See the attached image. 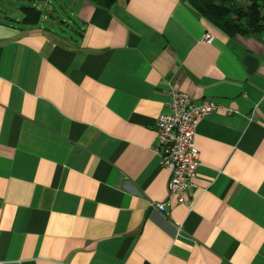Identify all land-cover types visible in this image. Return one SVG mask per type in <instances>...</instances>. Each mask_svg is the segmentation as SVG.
Segmentation results:
<instances>
[{
	"label": "crops",
	"instance_id": "obj_1",
	"mask_svg": "<svg viewBox=\"0 0 264 264\" xmlns=\"http://www.w3.org/2000/svg\"><path fill=\"white\" fill-rule=\"evenodd\" d=\"M22 1H0V264H264V32L184 0ZM169 88L232 110L198 121L183 205L153 151Z\"/></svg>",
	"mask_w": 264,
	"mask_h": 264
},
{
	"label": "built area",
	"instance_id": "obj_2",
	"mask_svg": "<svg viewBox=\"0 0 264 264\" xmlns=\"http://www.w3.org/2000/svg\"><path fill=\"white\" fill-rule=\"evenodd\" d=\"M164 107L154 122L153 151L159 158V165L169 172L167 201L183 205L188 201V189L192 187L198 166V151L194 145L198 121L202 116L219 109L224 113H231L232 110L210 100L196 105L186 93L170 88ZM151 206L162 212L165 203Z\"/></svg>",
	"mask_w": 264,
	"mask_h": 264
},
{
	"label": "trees",
	"instance_id": "obj_3",
	"mask_svg": "<svg viewBox=\"0 0 264 264\" xmlns=\"http://www.w3.org/2000/svg\"><path fill=\"white\" fill-rule=\"evenodd\" d=\"M105 7L115 0H98ZM195 13L207 20L213 27L228 36H258L264 32V0H248L244 7L239 0H184ZM24 26L38 23L40 12L30 6H21Z\"/></svg>",
	"mask_w": 264,
	"mask_h": 264
},
{
	"label": "rangeland",
	"instance_id": "obj_4",
	"mask_svg": "<svg viewBox=\"0 0 264 264\" xmlns=\"http://www.w3.org/2000/svg\"><path fill=\"white\" fill-rule=\"evenodd\" d=\"M0 1L2 7L5 10H7V13H11V15L14 17H15L16 7H19L21 4H28V2L22 0H0ZM238 4L244 7L246 4H248V0H239Z\"/></svg>",
	"mask_w": 264,
	"mask_h": 264
}]
</instances>
